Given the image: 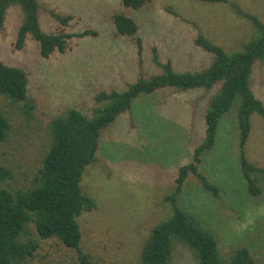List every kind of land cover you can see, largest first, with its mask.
Listing matches in <instances>:
<instances>
[{
	"label": "rangeland",
	"instance_id": "1",
	"mask_svg": "<svg viewBox=\"0 0 264 264\" xmlns=\"http://www.w3.org/2000/svg\"><path fill=\"white\" fill-rule=\"evenodd\" d=\"M41 24L46 31L61 26L51 11L73 16L62 26L76 33L96 30L98 35L72 37L66 52L41 56L39 44L29 38L15 46L22 11L9 9L0 29V60L22 67L29 78L33 116L0 93V108L11 128L0 144V164L10 170L0 185L15 190L31 184L50 142V123L68 108L92 115L101 90L123 91L141 74L160 71L157 61L171 60L177 71H199L210 65L212 54L195 43L199 33L229 51L242 50L257 34V26L229 3L201 0H152L141 9H126L118 0H39ZM264 22V0H230ZM128 12L139 24L135 38L116 36L112 15ZM251 85L264 102V61L255 64ZM217 90L165 88L139 96L132 107L104 129L96 155L81 185L96 200V208L78 219L82 248L92 264H139L142 246L154 225L167 218L179 166L193 160L194 146L205 135L207 101ZM246 155L264 168V119L254 113ZM201 172L218 185V193L204 188L189 175L178 201L217 237L222 251L247 245L264 264V178L262 191L251 194L239 163L236 112L222 120L216 146L203 157ZM77 252L55 239L41 240L35 256L24 264H52L76 259ZM173 264H197L186 246L178 244Z\"/></svg>",
	"mask_w": 264,
	"mask_h": 264
},
{
	"label": "trees",
	"instance_id": "2",
	"mask_svg": "<svg viewBox=\"0 0 264 264\" xmlns=\"http://www.w3.org/2000/svg\"><path fill=\"white\" fill-rule=\"evenodd\" d=\"M126 9H141L152 0H118ZM208 3H229L237 13L257 26V34L244 44L242 50L229 52L199 33L195 43L212 54L210 65L199 71H177L171 62L157 61L160 71L141 74L123 91L101 90L95 96L98 105L92 115L80 109L68 108L50 123L51 142L43 156L33 181L25 188L0 185V264H24L35 256L41 240L55 239L61 245L77 252L76 259L58 260L52 264H92L82 248V229L79 217L96 208V200L81 185L86 167L96 161L101 133L129 110L139 96L165 88L217 90L207 101L204 121L205 135L194 146L193 160L178 168L176 187L166 195L171 214L153 226L145 240L139 264H173L178 244L190 249L197 264H263L247 245L233 251L221 250L215 234L194 214L179 204L178 198L189 175H195L204 188L218 193V185L200 170L204 155L217 144L223 118L236 112L239 130V163L242 177L251 194L258 195L262 188L258 176L264 178V168L251 162L246 155V143L251 129V116L257 113L264 119V102L257 97L251 85L255 64L264 61V22L246 12L230 0H201ZM17 6L23 17L15 46L25 47L29 38L39 44L41 56L50 57L56 51L64 53L72 37L96 36V30L85 29L71 33L64 27L73 18L70 14L51 11L61 26L46 31L41 24L39 0H0V29L5 26L9 9ZM112 20L116 36L135 38L139 53L142 40L139 24L128 12L115 11ZM29 78L22 67L0 60V93L12 103L20 104L23 114L33 116L35 105L29 96ZM11 124L0 108V144L8 139ZM253 173L257 175L254 176ZM10 170L0 164V183Z\"/></svg>",
	"mask_w": 264,
	"mask_h": 264
}]
</instances>
